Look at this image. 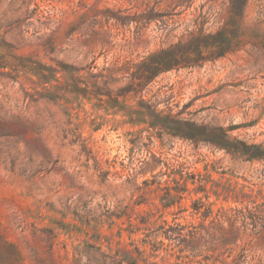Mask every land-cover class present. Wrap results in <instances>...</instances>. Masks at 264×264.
I'll return each instance as SVG.
<instances>
[{"label": "rangeland", "instance_id": "obj_1", "mask_svg": "<svg viewBox=\"0 0 264 264\" xmlns=\"http://www.w3.org/2000/svg\"><path fill=\"white\" fill-rule=\"evenodd\" d=\"M0 264H264V0H0Z\"/></svg>", "mask_w": 264, "mask_h": 264}, {"label": "trees", "instance_id": "obj_2", "mask_svg": "<svg viewBox=\"0 0 264 264\" xmlns=\"http://www.w3.org/2000/svg\"><path fill=\"white\" fill-rule=\"evenodd\" d=\"M150 70H151L150 74L152 75V77H154V76L158 75L159 73H161L165 70H169V68L158 65V66L151 67ZM195 235H196V233H194V232L189 233V236L192 239H194Z\"/></svg>", "mask_w": 264, "mask_h": 264}]
</instances>
